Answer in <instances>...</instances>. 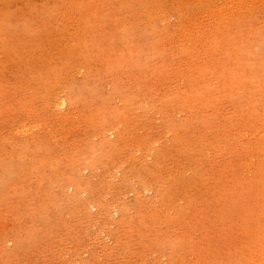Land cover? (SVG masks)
I'll return each instance as SVG.
<instances>
[{
	"label": "rangeland",
	"instance_id": "obj_1",
	"mask_svg": "<svg viewBox=\"0 0 264 264\" xmlns=\"http://www.w3.org/2000/svg\"><path fill=\"white\" fill-rule=\"evenodd\" d=\"M0 264H264V0H0Z\"/></svg>",
	"mask_w": 264,
	"mask_h": 264
},
{
	"label": "bare ground",
	"instance_id": "obj_2",
	"mask_svg": "<svg viewBox=\"0 0 264 264\" xmlns=\"http://www.w3.org/2000/svg\"><path fill=\"white\" fill-rule=\"evenodd\" d=\"M61 106H63V105H61Z\"/></svg>",
	"mask_w": 264,
	"mask_h": 264
}]
</instances>
